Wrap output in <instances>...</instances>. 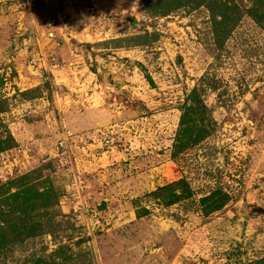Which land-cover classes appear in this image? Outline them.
<instances>
[{
    "label": "rangeland",
    "instance_id": "rangeland-1",
    "mask_svg": "<svg viewBox=\"0 0 264 264\" xmlns=\"http://www.w3.org/2000/svg\"><path fill=\"white\" fill-rule=\"evenodd\" d=\"M0 104V264H264V0H0Z\"/></svg>",
    "mask_w": 264,
    "mask_h": 264
},
{
    "label": "crops",
    "instance_id": "crops-1",
    "mask_svg": "<svg viewBox=\"0 0 264 264\" xmlns=\"http://www.w3.org/2000/svg\"><path fill=\"white\" fill-rule=\"evenodd\" d=\"M29 1V0H28ZM15 3V2H14ZM29 6H28V11H31V9L33 8V4H28ZM5 6V5H4ZM11 7H16V5L15 4H11ZM25 8H27V6L25 7ZM55 28V27H54ZM57 44V43H56ZM57 46H59V44H57ZM63 47H65V46H63ZM35 59V58H34ZM37 59V58H36ZM37 66H38V64H37ZM39 68L38 69H42V66L40 65V66H38ZM35 68H36V66H35ZM35 68H31V69H33V70H35ZM38 69H36V72L38 71ZM33 70H32V72H33ZM51 71V70H50ZM51 73V72H50ZM63 83H64V81H63ZM110 84V83H109ZM112 84H113V82H112ZM31 132H32V134L34 133V129H33V127L31 128ZM21 138L23 137V136H20ZM20 139V138H19ZM23 139H25L24 137L22 138V140ZM21 140V139H20Z\"/></svg>",
    "mask_w": 264,
    "mask_h": 264
},
{
    "label": "trees",
    "instance_id": "trees-1",
    "mask_svg": "<svg viewBox=\"0 0 264 264\" xmlns=\"http://www.w3.org/2000/svg\"><path fill=\"white\" fill-rule=\"evenodd\" d=\"M0 109H2V105L0 104ZM5 112V111H4ZM3 112H0V130H1V128H4V122H3V120H2V118H1V114H2ZM7 135H9L8 137L10 138V139H12L11 138V136H10V134H8V132H7ZM6 140V139H5ZM4 140V138L3 137H0V147H1V149H2V146L4 145V144H6L7 142Z\"/></svg>",
    "mask_w": 264,
    "mask_h": 264
},
{
    "label": "built area",
    "instance_id": "built-area-1",
    "mask_svg": "<svg viewBox=\"0 0 264 264\" xmlns=\"http://www.w3.org/2000/svg\"><path fill=\"white\" fill-rule=\"evenodd\" d=\"M54 25H55L54 21H49L48 24H47L48 28H50L51 30L54 28ZM54 36H55V34L53 32H51V31L47 34V37H49L50 39H53ZM32 65H33V68H34L36 66V63L33 61Z\"/></svg>",
    "mask_w": 264,
    "mask_h": 264
},
{
    "label": "water",
    "instance_id": "water-1",
    "mask_svg": "<svg viewBox=\"0 0 264 264\" xmlns=\"http://www.w3.org/2000/svg\"><path fill=\"white\" fill-rule=\"evenodd\" d=\"M107 79H108L110 85H112V77H111V76L106 77V75H105V76H104V81L106 82Z\"/></svg>",
    "mask_w": 264,
    "mask_h": 264
}]
</instances>
